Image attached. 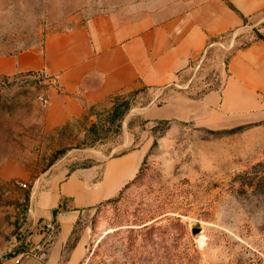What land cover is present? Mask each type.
Listing matches in <instances>:
<instances>
[{
	"label": "rangeland",
	"instance_id": "rangeland-1",
	"mask_svg": "<svg viewBox=\"0 0 264 264\" xmlns=\"http://www.w3.org/2000/svg\"><path fill=\"white\" fill-rule=\"evenodd\" d=\"M163 2L0 0V56L41 49L48 34L97 15L161 14ZM261 38L264 10L212 38L173 84H137L58 125L47 119L55 86L47 72L0 74V260L32 257L52 220L55 264H264V119L209 127L145 110L220 90L232 53ZM115 107L126 111L110 120ZM128 152L138 156L136 172L113 201L80 208L68 228L53 217L63 211L51 201L62 181L91 168L98 179L105 161Z\"/></svg>",
	"mask_w": 264,
	"mask_h": 264
},
{
	"label": "crops",
	"instance_id": "crops-1",
	"mask_svg": "<svg viewBox=\"0 0 264 264\" xmlns=\"http://www.w3.org/2000/svg\"><path fill=\"white\" fill-rule=\"evenodd\" d=\"M263 10L264 0H164L161 14L144 13L124 22L101 14L84 26L48 34L41 49L0 56V74L47 72L55 84L47 119L58 125L81 114L85 106L137 84L162 88L173 84L211 46L212 38L239 30L246 19ZM145 110L151 118L193 120L209 127L263 120L264 38L232 53L220 90L198 98L179 96ZM137 157L128 152L105 161L98 179L93 168L69 175L51 197L53 204L63 207L62 212L52 210L53 217L63 215L68 228L80 208L115 195L134 176ZM59 252L54 249L47 261L19 254L1 259L0 264H55Z\"/></svg>",
	"mask_w": 264,
	"mask_h": 264
},
{
	"label": "built area",
	"instance_id": "built-area-1",
	"mask_svg": "<svg viewBox=\"0 0 264 264\" xmlns=\"http://www.w3.org/2000/svg\"><path fill=\"white\" fill-rule=\"evenodd\" d=\"M42 76L47 77V74L44 72L42 73ZM38 100L42 106H46L49 103V99L43 95L38 96ZM45 226H46L47 233H46V237L44 241H42L41 244L36 245L30 253L32 257H35L39 260H43L47 257L48 252H47L46 244L49 243L53 239V236L55 232L57 231L56 225L52 220H48L47 222H45ZM18 261L19 259H16V262Z\"/></svg>",
	"mask_w": 264,
	"mask_h": 264
},
{
	"label": "trees",
	"instance_id": "trees-1",
	"mask_svg": "<svg viewBox=\"0 0 264 264\" xmlns=\"http://www.w3.org/2000/svg\"><path fill=\"white\" fill-rule=\"evenodd\" d=\"M262 39V38H261ZM254 41V40H253ZM252 42V41H251ZM247 45H249V44H247ZM246 45V46H247ZM245 47V46H244ZM125 111L126 110H117V107H115L113 110H111L110 111V120H114L115 119V117H116V119L117 118H121L123 115H124V113H125ZM127 185V183L123 186V187H125ZM115 198H114V196L113 197H109V198H106L104 201H106V202H111V201H113ZM102 203V202H101ZM91 207V206H90ZM143 228L149 233V232H152L153 230L155 231V230H157V228L158 227H155V226H150V225H144L143 226ZM149 234H151V233H149ZM148 234V239H150V236L151 235H149ZM157 263H160L159 261L157 262Z\"/></svg>",
	"mask_w": 264,
	"mask_h": 264
},
{
	"label": "water",
	"instance_id": "water-1",
	"mask_svg": "<svg viewBox=\"0 0 264 264\" xmlns=\"http://www.w3.org/2000/svg\"><path fill=\"white\" fill-rule=\"evenodd\" d=\"M193 232H197V230L193 231Z\"/></svg>",
	"mask_w": 264,
	"mask_h": 264
}]
</instances>
